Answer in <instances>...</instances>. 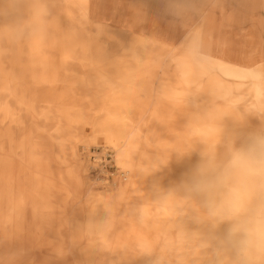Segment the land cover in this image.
<instances>
[{
	"label": "rangeland",
	"instance_id": "374dc122",
	"mask_svg": "<svg viewBox=\"0 0 264 264\" xmlns=\"http://www.w3.org/2000/svg\"><path fill=\"white\" fill-rule=\"evenodd\" d=\"M93 3L0 0V264H234L226 225L184 180L202 153H225L230 131L264 125V55L251 78L202 55L203 28L228 42L223 1L225 15L212 0H170L153 40L96 23ZM113 113L138 162L104 144L126 176L101 182L83 148Z\"/></svg>",
	"mask_w": 264,
	"mask_h": 264
},
{
	"label": "clouds",
	"instance_id": "9594fccd",
	"mask_svg": "<svg viewBox=\"0 0 264 264\" xmlns=\"http://www.w3.org/2000/svg\"><path fill=\"white\" fill-rule=\"evenodd\" d=\"M184 187L226 225L220 244L232 250L234 264H264V125L230 131L225 153H202Z\"/></svg>",
	"mask_w": 264,
	"mask_h": 264
},
{
	"label": "crops",
	"instance_id": "0c3cea01",
	"mask_svg": "<svg viewBox=\"0 0 264 264\" xmlns=\"http://www.w3.org/2000/svg\"><path fill=\"white\" fill-rule=\"evenodd\" d=\"M212 1H214V7L216 1H219L221 4L222 1L226 2L225 11L227 12L229 9L233 11L230 13L231 19L224 20V22H221L222 19L219 15L217 16L220 19V25L222 23L225 29H230L229 32L226 30L228 36H223L230 42L229 48L235 51L236 54L242 56V61L246 59L243 62L248 63L253 58H257L260 62V59L264 55V0ZM169 2L170 0H94L90 9L92 17L90 16L89 10L88 13L90 18L96 23L113 27L120 32L128 33L139 38H141V35H146L148 36V40H153L154 36L148 35V33L153 31L155 26L160 25V23L161 25L165 23V26L169 25ZM197 13L200 18L203 17H201L199 12ZM137 18L145 21L132 27L134 25L133 22ZM156 19L159 22H155ZM230 31H236L238 35L233 38L229 34ZM256 41L262 46V53L259 54L256 51L254 56H249L252 55L250 53L251 50L256 48ZM126 124L127 122L124 118L113 113L105 118L103 125L97 129L96 136L87 140V142L89 145L92 142L102 145L112 143L109 136L114 133V129L118 130ZM109 129L111 132L108 131Z\"/></svg>",
	"mask_w": 264,
	"mask_h": 264
},
{
	"label": "bare ground",
	"instance_id": "6f19581e",
	"mask_svg": "<svg viewBox=\"0 0 264 264\" xmlns=\"http://www.w3.org/2000/svg\"><path fill=\"white\" fill-rule=\"evenodd\" d=\"M215 3V8L217 9H221V12H224L222 10V5ZM203 37L206 38V41L202 42L199 45H196L197 48H199V51H201L202 55L207 59V60H211L213 62H220V61H224L226 60L229 63V67H235V69L237 68L236 71H240L241 72V76L244 78L246 76L248 77H255L256 75L254 74L253 71H251L255 66V64H258L259 60L257 58H253L250 59V61L246 64H243L240 55L236 54L235 51H232L229 47H230V42L227 41H223L220 42L219 37H217V33H213L211 29H204L203 28ZM220 54H224L226 55V58L220 57ZM218 53V54H216ZM251 54H255L256 51L254 49H252V51L250 52ZM262 52H260L261 54ZM194 55V54H193ZM257 55V54H256ZM198 58V57H197ZM204 58V59H205ZM201 59V58H199ZM196 60V59H195ZM236 60V61H235ZM242 62V63H240ZM207 63V62H206ZM210 63V61L208 62ZM232 64V65H230ZM221 65H223V63H221ZM227 70V69H226ZM239 73V72H238ZM240 74V73H239ZM250 86H248V89L244 90L243 92H245V94H250L253 93L252 90L249 89ZM238 88V87H237ZM241 90V89H239ZM259 90V91H258ZM258 90H256V92H260V94L262 93L264 95V91L262 90V88H258ZM236 94V93H234ZM241 94V93H240ZM109 132H111V130H108ZM114 133H112L109 136V139L112 141V144H122L123 145V150L121 153V160L122 162L127 165L129 168L134 167L137 162H138V157H136L134 155V151L136 149V142L134 140V138L132 136H130V132L128 131V125H124L122 128L113 131ZM3 145V144H2ZM92 147H103V148H108L112 151L113 153V160L115 162V166L117 167V169H119V174H122V176L125 179L126 173L124 171V169L122 167L119 166L118 164V155H117V150L114 149L113 147L109 146V145H92L89 147H85L83 148V150H89ZM3 146H0V157L3 156ZM5 160V156L4 158H2ZM7 159V157H6ZM89 167V164H88ZM3 171L0 169V173H2ZM4 173V172H3ZM123 179V180H124ZM77 183L79 184V181L81 182V179L78 177V179L76 180ZM101 182H103L102 180H100ZM116 181L118 180H114L111 184V186L116 187ZM94 184V183H92ZM121 184V183H120ZM125 195L122 191H117L116 193H105L102 197L96 198L94 199V201L92 202H98V201H104L106 203L112 202V201H118V200H122L124 199Z\"/></svg>",
	"mask_w": 264,
	"mask_h": 264
},
{
	"label": "built area",
	"instance_id": "2783aa9c",
	"mask_svg": "<svg viewBox=\"0 0 264 264\" xmlns=\"http://www.w3.org/2000/svg\"><path fill=\"white\" fill-rule=\"evenodd\" d=\"M84 155L88 160L89 172L100 178L102 181H112L114 178L123 180L122 174H119V169L115 166L113 153L108 148L92 147L84 151Z\"/></svg>",
	"mask_w": 264,
	"mask_h": 264
}]
</instances>
